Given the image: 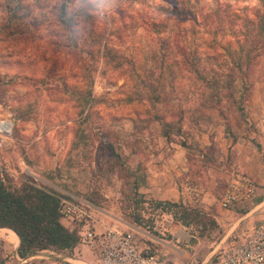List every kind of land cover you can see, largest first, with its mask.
<instances>
[{"label":"rangeland","instance_id":"obj_1","mask_svg":"<svg viewBox=\"0 0 264 264\" xmlns=\"http://www.w3.org/2000/svg\"><path fill=\"white\" fill-rule=\"evenodd\" d=\"M4 2L0 121L11 117L13 129L0 147V168L9 191L25 183L53 190L90 206L100 226L136 228L140 242L165 257L161 241L171 242L165 227L175 221L157 200L135 192L129 171L137 161L149 169L170 156L185 167L183 154H176L185 151L192 159L188 182L197 183L204 194L198 189L184 205L216 226L206 228L203 237H197L200 225L184 227L187 238L192 234L196 241L175 243L176 264L210 260L240 241L264 215V204L257 208L264 203V42L257 36L264 25V0H87L94 18L75 27L76 45L58 22L63 0H23L15 11L18 19ZM73 5L84 7L75 0L68 11ZM88 43H93L92 55L79 53ZM103 45L117 51L123 65L102 57L97 51ZM197 59L201 73L246 74V83L238 78L234 88L242 114L223 101L214 109L201 106L203 84L188 64ZM239 59L241 70L233 65ZM79 92L90 93L84 109L75 101ZM157 117L172 126L169 142ZM211 142L209 155L216 164L202 166L197 151ZM235 175L248 179L254 194L224 210L220 199ZM14 247L0 236V264H20ZM85 254L88 264H96L86 251L78 256ZM72 256L46 253L26 264H72L66 260Z\"/></svg>","mask_w":264,"mask_h":264},{"label":"trees","instance_id":"obj_2","mask_svg":"<svg viewBox=\"0 0 264 264\" xmlns=\"http://www.w3.org/2000/svg\"><path fill=\"white\" fill-rule=\"evenodd\" d=\"M4 1V6L7 11L13 12L12 18L18 19L19 17L15 14V11L22 8L23 0ZM73 2H75V0H63L59 9L58 22L68 33V40L76 45L77 37L75 36V27L79 26L81 22L83 25L89 24L94 18V15L88 10L89 4L87 3V0H79V3L84 7L73 5L74 7L72 10L68 11V4L70 5ZM259 27L260 33L257 36L264 42V25L260 24ZM85 34L87 38L92 37L91 29H88ZM92 44L88 43V49H82L79 53L84 52L85 54L92 55L93 49H89V47H93ZM97 52L101 53L102 57L108 62L115 64L117 67L123 65L122 56L113 48L103 45L102 49H98ZM90 57L92 58V56ZM241 60L242 59H239L233 62V65L238 70H241L243 64ZM245 60L244 63L246 66L250 65L251 58L249 55H245ZM188 64L194 69L196 77L203 84L201 96L203 99L201 101V106H209V109H214L215 107L213 106H219L223 101L227 103L229 108L232 107L237 112H240L241 114L243 113L242 99L239 98L241 99L239 100L235 98L234 88L235 82L238 78L243 79L246 83V74H235L232 72L233 70L223 76L216 74L214 71L208 72L202 70L203 73H201L196 68V66L200 64V59L195 60L194 63L188 62ZM243 89L247 90L245 84ZM155 92L156 91L150 90L149 94H151L153 100H158V95ZM75 101L82 107V109H84L90 101V93H77ZM221 115L222 119L225 121L226 117L223 113ZM156 120L161 122L162 137L169 142L172 126L163 123L162 119L159 117H157ZM227 133L231 136L233 141H235L233 133L230 130H227ZM181 146L189 152V147L186 143H181ZM213 147V142H211V145L207 149L197 151L198 157L201 158L199 162L202 166L204 162L205 164H210L212 166L216 164L215 160L209 155V150L212 152L214 151ZM188 159H190L189 155ZM191 160L192 159H190V161ZM120 166L123 165L120 164ZM129 174L134 179L133 189L138 193V189L143 182L141 174L138 171L133 172L131 170L129 171ZM139 196L142 197L141 194H139ZM60 198H62V196L58 195L53 190L37 187L30 183L23 184L19 191H9L4 184L3 178L0 177V229H8L16 235L18 239L16 255L19 259H26L43 251L70 253L79 243L77 234L73 231L67 230L60 223V216L58 214ZM155 203L164 212L170 213L175 223L180 224L185 228H188L192 224L200 225L201 228L197 231V237H203L206 228L216 226V222L213 219L205 220V216L202 213L190 207H186L182 202L174 203L168 201H156ZM135 222L138 223V220ZM195 241L196 237L191 234V238L188 241L189 245L195 243Z\"/></svg>","mask_w":264,"mask_h":264},{"label":"built area","instance_id":"obj_3","mask_svg":"<svg viewBox=\"0 0 264 264\" xmlns=\"http://www.w3.org/2000/svg\"><path fill=\"white\" fill-rule=\"evenodd\" d=\"M8 127L0 129V147L11 135V117L0 121ZM0 177L3 170L0 168ZM254 194L253 185L245 177L235 175L226 185L220 199V207L228 210L248 202ZM257 205V208L262 206ZM58 214L70 231L77 234L79 244L88 248L96 259V264H173L151 246L144 245L131 228L122 229L118 225H101L91 207L60 198ZM185 264H196L187 262ZM201 264H264V215L248 229L245 236L223 251L215 253L210 260Z\"/></svg>","mask_w":264,"mask_h":264},{"label":"crops","instance_id":"obj_4","mask_svg":"<svg viewBox=\"0 0 264 264\" xmlns=\"http://www.w3.org/2000/svg\"><path fill=\"white\" fill-rule=\"evenodd\" d=\"M176 154L178 155L183 154V161H185V167H181L180 165H177V161L175 160L174 162V159H171V156L168 158V160L166 161L164 160L163 164H160V165L153 164L151 165L149 169H146L147 165H144L140 161H137L134 166L130 167L131 171L133 172L138 171L141 174L143 182L140 185L138 192L139 194L143 196V198L147 197L149 199H153L157 201L185 203L186 201L191 200V198H194V195H197L195 193L198 192V189L200 190L202 189V187L198 188V186L196 185L197 183L193 184L191 182H188L189 177L187 175H189L188 172H190L189 167H188V162H190V159H188L187 153L185 151H177ZM169 162L172 163L173 165L170 164ZM201 193L203 195L204 191H202ZM60 223L67 230H69L61 219H60ZM127 228H131L135 230L136 232L138 231L136 228H133L128 225H127ZM165 230L169 232L171 236V242L161 241L162 247H165V250H164L165 257L164 258H166L173 264H176L173 251L175 249L174 247H178V246H176L175 243H180V242L187 243L189 240L187 237L189 235L183 226H181L180 224L174 223L172 221L166 224ZM17 243H18V239H17ZM16 245L18 246V244ZM16 245H13V246H16ZM16 249L17 247H14V257L18 262H20V264H26L28 262H31L32 260L43 258L46 253H55L52 251H43L39 254L30 256L26 259H19L16 255ZM79 251L82 253L83 251H86L91 255V257H94L93 253L88 248L78 243L76 247L72 250L73 256L67 257L66 260H68L72 264H88L89 255L85 254L83 257H80L78 256ZM181 251L182 253H184L183 251L185 250H181ZM61 254H64V253H61Z\"/></svg>","mask_w":264,"mask_h":264},{"label":"bare ground","instance_id":"obj_5","mask_svg":"<svg viewBox=\"0 0 264 264\" xmlns=\"http://www.w3.org/2000/svg\"><path fill=\"white\" fill-rule=\"evenodd\" d=\"M7 127H8V123L7 122L3 123L2 125L0 124V129L1 130H3L4 128H7ZM0 236L1 237H6L8 239V241L12 245H16L17 244V238H16V236L13 233L7 235V231L0 230Z\"/></svg>","mask_w":264,"mask_h":264}]
</instances>
